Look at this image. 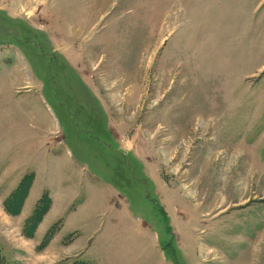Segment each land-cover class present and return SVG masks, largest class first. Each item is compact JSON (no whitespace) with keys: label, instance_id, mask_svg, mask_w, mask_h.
Wrapping results in <instances>:
<instances>
[{"label":"rangeland","instance_id":"rangeland-1","mask_svg":"<svg viewBox=\"0 0 264 264\" xmlns=\"http://www.w3.org/2000/svg\"><path fill=\"white\" fill-rule=\"evenodd\" d=\"M0 256L264 264V0H0Z\"/></svg>","mask_w":264,"mask_h":264},{"label":"trees","instance_id":"trees-1","mask_svg":"<svg viewBox=\"0 0 264 264\" xmlns=\"http://www.w3.org/2000/svg\"><path fill=\"white\" fill-rule=\"evenodd\" d=\"M31 180L29 179V184H31ZM31 186V185H30ZM21 187V186H20ZM20 189V188H19ZM18 189V190H19ZM21 190V193L23 194V197L25 196V193H27L28 190L27 189H20ZM18 192V191H17ZM16 192V193H17ZM14 197V196H13ZM46 199L44 198L40 205H38V207L36 208L35 210V213L33 214V216L27 221L26 223V232H27V236H31L30 234H32V232H35V230L37 229V226L39 225V223L41 222L42 218L44 217V215L46 214L47 212V208L44 206V207H41L43 202L45 201ZM14 201L11 202V204H13ZM50 202V200H49ZM21 206V205H20ZM20 209V208H19ZM19 209L17 212H19ZM1 256H0V264H3L2 260H1Z\"/></svg>","mask_w":264,"mask_h":264},{"label":"crops","instance_id":"crops-1","mask_svg":"<svg viewBox=\"0 0 264 264\" xmlns=\"http://www.w3.org/2000/svg\"><path fill=\"white\" fill-rule=\"evenodd\" d=\"M260 243H261V241H258V242L255 244V246H254V252H255V253H257V251L260 252V246H261V248H262V245H261ZM256 250H257V251H256ZM262 251H263V249H262Z\"/></svg>","mask_w":264,"mask_h":264}]
</instances>
